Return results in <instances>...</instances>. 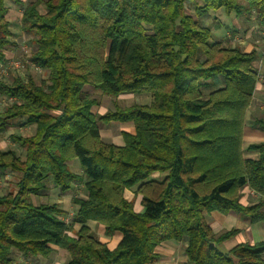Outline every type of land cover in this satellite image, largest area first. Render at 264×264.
<instances>
[{"label":"trees","instance_id":"16d2710c","mask_svg":"<svg viewBox=\"0 0 264 264\" xmlns=\"http://www.w3.org/2000/svg\"><path fill=\"white\" fill-rule=\"evenodd\" d=\"M7 1L21 5L0 0V66L15 45ZM184 1L36 0L25 7L20 29L46 79L0 81V98L8 102L0 132L15 120L34 126L33 136L10 138L22 157L0 151V175H17L14 191L0 196V264H13L12 252L47 256L53 247L66 252L65 264H159L156 248L168 241L185 243L188 264H264V241L221 253L215 246L232 233L215 237L204 218L236 212L252 223L264 220L261 201L239 204L245 186L264 198V143L248 148L256 160L241 149L257 83L254 53L213 42ZM199 1L201 19L223 9L264 23V0ZM85 87L112 97L150 94L152 101L98 117V101ZM98 122L131 123L134 133L122 132L123 146L105 144ZM257 125L264 131V122ZM73 160L79 172L69 168ZM154 172L166 175L150 180ZM50 183L61 193L83 185L68 223L57 204L31 202ZM132 187L141 196L138 213L123 196ZM88 222L106 237L120 233V241L110 250Z\"/></svg>","mask_w":264,"mask_h":264},{"label":"crops","instance_id":"0c3cea01","mask_svg":"<svg viewBox=\"0 0 264 264\" xmlns=\"http://www.w3.org/2000/svg\"><path fill=\"white\" fill-rule=\"evenodd\" d=\"M186 10L187 9H185V12ZM215 11L217 15H214L213 17L208 15V17L203 18L204 23H206L207 25L211 23L210 24L212 28L210 31L211 34L212 32H217V24H219L220 22H224L223 34L218 35L217 39L213 38L214 39L213 42H219L222 43L223 45H230V46L232 45L234 47L239 48L243 54H249L252 52L254 53L255 60L252 66L257 73V79H256L257 83L252 93L251 102L246 110L244 117L241 149H242V156L245 159L256 160L258 157V153L255 151H249L248 148L254 144L264 143V131L261 130L257 125L258 122H264V83H263L264 43L262 41L264 36V23L261 25L256 24L254 22V17H251L249 20L246 21L244 20V18L237 17L234 12L226 13L224 10L222 12L221 9ZM11 12L12 11H10V9H7L6 21L8 20V18H11L12 16ZM188 14L192 17L190 13ZM19 29H20V20H19ZM5 60L7 63L8 62L7 60L10 59L6 58ZM7 67L8 66H6V68ZM258 75L260 77H258ZM151 101L148 99V103L146 104L149 105ZM95 109L96 108L93 109V113ZM98 123H97L98 128L100 127L99 130L101 128L108 130L106 134L99 133L101 140L114 141L116 136L118 137L120 136L122 138L121 145H115V146L124 145L122 132H127L130 134L134 133V128L131 123H116L120 126V128L117 129L118 132L115 131L116 133H111L109 131L111 123H115V122H111L107 126L103 122H98ZM14 124L19 126H33V125L24 124L23 120H15ZM14 124L13 121L8 122L6 129H8L11 125ZM102 142L105 143L104 141ZM105 144H111V143H105ZM69 163H68L69 168L71 170L74 169L72 171L75 172L80 171V169L77 167L76 164H73L72 167L69 165ZM56 189L59 191L58 188ZM69 195H70V191L66 193H61L60 198L63 199L62 201H64L65 198ZM123 196L127 201L133 204V208L135 212L138 213L142 211L141 196L135 194V191L133 192V190L130 189L125 190ZM62 201L59 200L54 204L59 205L58 203ZM258 201H261L263 203L262 210L264 212V198H259L258 195H256L253 191H251L247 186L243 187L240 190L239 204L242 207L253 206L257 204ZM62 210L66 212L65 211L66 209L62 208ZM205 221L208 224L211 231L214 233L213 235L215 237L229 232L232 233V235L228 239H226L219 245L215 246L218 249L223 244L229 242L228 245L226 244L225 249L223 251H220L221 253H227L230 249H232L237 245L245 244V245L253 246L255 244L264 241V220L252 223L250 218L242 213L228 212L226 214H221L219 212H211L207 214ZM86 225L88 226L91 232H94V234L97 235V238L100 240V242L105 243L110 250H112L121 239V235L118 232L114 233L111 237H106L103 234L102 228L100 226H97L94 222H88ZM185 248H186L185 243H177V242H169V241L165 242V244L162 243L160 246L156 248V252L160 255L159 264H173L174 259L178 261L174 264H188L185 255ZM52 249L53 250L51 251V253L48 254L47 256H40V255L23 256L22 254L16 252L14 254V258L11 259L13 261V264H65L67 260L66 252L58 247H53ZM262 258L264 259V254L262 255Z\"/></svg>","mask_w":264,"mask_h":264},{"label":"rangeland","instance_id":"374dc122","mask_svg":"<svg viewBox=\"0 0 264 264\" xmlns=\"http://www.w3.org/2000/svg\"><path fill=\"white\" fill-rule=\"evenodd\" d=\"M36 0H21V5L13 4L12 2L7 1L5 3L7 9H10L11 12V18H8L7 22L9 24L12 37L10 41L14 42V46L11 47L10 50L6 51V58L10 59L7 60L8 62H13L17 64H13V66L10 64L5 70V72L0 77V81L4 79L6 82L10 83L14 78H21L23 80L32 79L37 85H43L45 83L46 79V73H44L42 70L38 69L31 61H30V55L32 51L35 49V45L31 41L30 37L21 33L19 29V20H21L23 15V10L29 3L35 2ZM45 0H41V2H44ZM199 0H185L184 1V7L186 10V13H190L192 17L195 20H198V22H201L204 27H207L211 31L210 24L204 23L203 19L199 18V16L195 12V8L199 6ZM38 10L43 12L44 7L43 4L38 6ZM188 11V12H187ZM223 12V9H221ZM215 10L209 11V16L213 17L214 15H217L215 13ZM243 18V17H239ZM223 23L220 22L217 24V32H212L211 40L213 41V38H218V35L223 34ZM264 43V42H263ZM223 45L222 43H220ZM223 46H230V45H223ZM232 46V45H231ZM9 69V71H8ZM8 74V75H7ZM84 93L89 95L90 97L95 98L98 101L97 107H95L94 114H96L98 117L102 116L108 112H114L115 109H124L127 107H130L132 105H139V106H149L148 99L151 101V95L150 94H124L119 95L117 97H112L108 95H104L101 92L92 89L91 87H85ZM207 92H204L205 95ZM8 105V102L0 98V115L3 113L4 108ZM102 110V111H101ZM101 111V112H100ZM15 121H13L14 124ZM99 124V123H98ZM107 126V125H106ZM100 128V127H99ZM120 126L116 123H111L109 131L111 133L118 132L117 129H119ZM108 130H105L104 128H101L99 130V133L106 134ZM116 131V132H115ZM34 134V127L33 126H19V125H11L8 129L0 133V151H6L8 149H13L17 152V154L22 157L23 151L15 145L12 140L10 139L12 136H20L22 138L31 137ZM105 143H111L114 145H121L122 138L119 136H116L114 141H106L101 140ZM23 160V158H22ZM73 164H76L79 168V164L77 160H73L69 163L70 166L73 167ZM74 170V169H72ZM166 173H159L154 172L150 175L149 179L154 181H161L165 177ZM17 181V175L7 171L4 175H0V196H3L7 194L8 192L14 191L15 184ZM136 187H132L130 190L135 191ZM128 190V189H126ZM124 194V192H123ZM61 193L53 186L52 183L49 184V191L47 194L40 196V197H32L31 202H34L35 204H41V203H56L57 201H62L63 199L60 198ZM84 196V190L82 184H75L72 190L70 191V195L65 198L64 201L58 203L59 208L66 209L67 216L63 219L69 222L70 218L74 215L76 207L71 202L72 199L82 197ZM207 214H204V218H206ZM92 226V225H91ZM77 225H74V230H77ZM93 235L97 238V235L92 232ZM213 233V232H212ZM214 234V233H213ZM98 239V238H97ZM110 239V238H108ZM99 240V239H98ZM100 241V240H99ZM174 242V241H169ZM165 244V243H164ZM227 245L229 242L226 243ZM226 244H223L221 247L218 248L219 251H223L225 249ZM16 252H12L10 257L13 259L14 254ZM174 259V263H176Z\"/></svg>","mask_w":264,"mask_h":264},{"label":"built area","instance_id":"2783aa9c","mask_svg":"<svg viewBox=\"0 0 264 264\" xmlns=\"http://www.w3.org/2000/svg\"><path fill=\"white\" fill-rule=\"evenodd\" d=\"M263 42H264V36H263V40H262ZM12 65L13 66V64H17L16 62L15 63H13V62H7V63H5V64H2L1 66H0V77L2 76V74L5 72V68H6V66H9V65ZM258 77H260L259 75H258ZM65 222H67V221H65Z\"/></svg>","mask_w":264,"mask_h":264}]
</instances>
